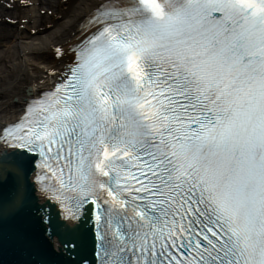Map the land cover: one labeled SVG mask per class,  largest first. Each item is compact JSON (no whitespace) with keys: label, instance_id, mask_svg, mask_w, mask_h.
Returning <instances> with one entry per match:
<instances>
[{"label":"snow or ice","instance_id":"1","mask_svg":"<svg viewBox=\"0 0 264 264\" xmlns=\"http://www.w3.org/2000/svg\"><path fill=\"white\" fill-rule=\"evenodd\" d=\"M90 4L0 123V219L65 264H264V0Z\"/></svg>","mask_w":264,"mask_h":264},{"label":"bare ground","instance_id":"2","mask_svg":"<svg viewBox=\"0 0 264 264\" xmlns=\"http://www.w3.org/2000/svg\"><path fill=\"white\" fill-rule=\"evenodd\" d=\"M29 5L34 9H21ZM90 10V0H0V123L17 118L29 84L37 89L52 84L49 73L64 62L56 49L74 45ZM36 195L44 203L42 194Z\"/></svg>","mask_w":264,"mask_h":264},{"label":"water","instance_id":"3","mask_svg":"<svg viewBox=\"0 0 264 264\" xmlns=\"http://www.w3.org/2000/svg\"><path fill=\"white\" fill-rule=\"evenodd\" d=\"M60 247L59 237L37 219H0V264H34L38 260L65 264L67 256L60 253Z\"/></svg>","mask_w":264,"mask_h":264},{"label":"rangeland","instance_id":"4","mask_svg":"<svg viewBox=\"0 0 264 264\" xmlns=\"http://www.w3.org/2000/svg\"><path fill=\"white\" fill-rule=\"evenodd\" d=\"M47 1H52V2H53L54 0H47ZM64 1H66V0H64ZM7 4L10 5L9 2H7ZM43 7H46V6L43 5ZM21 9L24 10V11H29V10H33L34 7H33L32 5H29V6L21 7ZM17 10H19V8H18ZM13 14H15V13H13ZM32 16H33V19L36 18L37 13H36V12L33 13ZM30 26H31V23H30L29 25H26L25 30H29ZM4 44H5V43H4ZM0 49H3V47H1Z\"/></svg>","mask_w":264,"mask_h":264}]
</instances>
